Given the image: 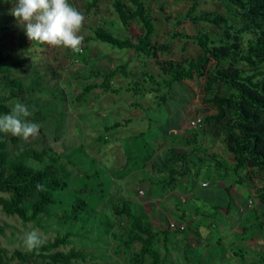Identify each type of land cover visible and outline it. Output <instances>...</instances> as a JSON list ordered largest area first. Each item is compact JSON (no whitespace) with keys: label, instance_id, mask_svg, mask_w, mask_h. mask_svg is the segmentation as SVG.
I'll use <instances>...</instances> for the list:
<instances>
[{"label":"rangeland","instance_id":"1","mask_svg":"<svg viewBox=\"0 0 264 264\" xmlns=\"http://www.w3.org/2000/svg\"><path fill=\"white\" fill-rule=\"evenodd\" d=\"M156 1L150 3L156 28L152 44H168L169 52L157 51L155 59L93 40L92 31L97 27H103L117 38H131L141 32L137 20L130 22L128 30L122 27L111 7V0H97L95 8L91 9H88V0H72L73 5L85 15L79 31L83 36L79 51L82 54H75L70 48L62 46L30 41L23 27L11 15L14 6L11 0H0V51L16 62V65L10 66L6 77L0 75V94L7 98L5 104L10 110L17 102L24 103L30 112L25 119L40 124L39 132L27 139L5 133L9 158L23 157V162L33 169L45 170L63 179L67 183L65 192L84 200L93 209V215L102 219L110 213V204L117 200L128 203L132 211L140 212L148 187L145 174V181L140 180V170L146 166H141V157L147 150L156 151L154 137L164 136L166 142L159 150L160 157L157 155L154 159V166L160 168L163 164L181 171L186 162L185 166L190 169L186 175L189 181L187 186L179 188L184 194L185 187L190 191L194 186V198L198 200H189L181 195L177 202L187 212L210 213L218 227L220 222L224 224L222 211L229 204L235 227L239 224L240 228H245L243 232L235 229V245L243 246L240 249L243 254L249 248V259L255 264H264V223L258 225L263 207L257 197L259 192H264V170L246 167L238 173L242 180L237 182V176L232 171L233 158L225 151L222 153L217 139L209 142L208 136L198 135L196 142L199 149L195 152L184 145L175 133L181 128L191 133L194 129H187L188 116L192 113L203 116L212 110L203 101V80H184L170 91L162 87L152 92L154 84L147 75H142L143 72L152 74L160 82L167 76L163 75L156 61L180 63L200 53L190 39H171L173 31L187 35L207 33L210 40L218 42L222 30L208 23L184 22L182 19L189 6L188 0H159L164 4L163 10ZM123 2L127 3V0ZM199 13L223 15L233 23H239L222 2L197 0L195 14ZM180 21L183 24L177 27L176 23ZM120 66L123 68L120 69ZM113 71L115 74L110 79V89L104 90L101 87L103 73ZM7 78L20 80L26 92L19 98L11 97L12 88L5 83ZM133 82H139V86ZM134 87L138 90H127ZM161 97L165 98L164 102ZM178 117L181 118L179 123L176 121L179 128L167 125ZM117 122L121 124L119 127L109 129ZM160 124L166 135H160ZM182 156L186 161L179 160ZM197 157L201 162L197 161ZM211 160L222 162L223 166L216 167ZM196 167L200 171L197 172ZM224 172L234 179L237 192L233 190V200L241 205L239 207L245 208L246 201L254 199L257 204L252 209L236 212V205L224 190L215 187L203 189L195 185L200 180L212 182L213 176L218 177ZM158 174L154 178L159 181L161 177ZM212 190L217 191L216 196L209 195ZM200 196L207 198L200 199ZM0 197L8 199L5 193H0ZM27 212L30 214L31 210ZM113 224L114 228L105 234L103 227L97 229L91 223L70 225L64 220L61 209L54 206H47V212H40L37 221L23 222L16 215H7L0 207V227L3 228L0 253L8 258L14 251L30 253L32 249L24 244V236L36 229L42 237L41 244L66 237V243L56 250L80 253L81 257L73 260L72 264H131V254L138 250L139 244L134 243L132 249L126 251L119 244V238L124 239L127 233L125 218H115ZM245 241L247 245H244ZM11 263L45 264V261L28 259L21 263L13 258Z\"/></svg>","mask_w":264,"mask_h":264},{"label":"trees","instance_id":"2","mask_svg":"<svg viewBox=\"0 0 264 264\" xmlns=\"http://www.w3.org/2000/svg\"><path fill=\"white\" fill-rule=\"evenodd\" d=\"M152 1L127 0V3H124L123 0H111V7L122 27L128 30L130 22L137 20L141 32L131 38H117L103 27H97L92 31L93 40L118 50H132L134 54L145 58L156 59L157 51L169 52L168 44L160 46L152 44L156 33L153 9L150 6ZM213 1L224 3L231 16L238 19L239 23H233L223 15L195 14L197 0H188L189 6L182 20L193 24L203 22L216 26L222 30V37L217 42L210 40L207 33L187 35L175 30L170 35L171 39L178 37L190 39L197 45L200 53L180 63L156 61L163 75L167 76L160 82L156 81L152 74L143 72L142 75H147L149 81L154 84L152 92L162 87L170 91L175 84H181L184 80H203V101L212 110L200 118L197 127L193 128L189 122L187 123V129H194L196 132L192 131L183 144L190 146L191 150L196 152L199 149L196 137L198 135L205 137V130L209 131L215 140L220 142L225 152L232 156V171L237 176L238 182L242 180L238 173L246 167L251 170H264V0ZM96 3L97 0H88V9L95 8ZM156 3L160 10H163L164 4L159 3V0ZM182 24L180 21L176 26ZM243 36L247 37L243 38ZM14 65L16 62L13 58L0 51V75L6 77L10 72V66ZM122 68L123 66H120V69ZM114 74V71L103 73L101 87L104 90L110 89V79ZM5 81L12 88L11 97L19 98L26 92L20 80L7 78ZM133 83L139 86V82ZM127 90L137 91L138 88H127ZM6 101L7 98L0 94V113L11 111L5 104ZM161 101L164 102L165 98L161 97ZM120 125L118 122L114 123L109 129ZM154 153V150H147L143 158L141 157V166L144 167L153 158ZM34 154L32 155L38 157ZM180 159L185 160L183 156L179 157ZM211 161L216 167L223 166L222 162ZM185 164L186 162L181 171L170 172L168 179L165 180L167 185L173 183L175 175L185 176L190 173V169ZM198 170L199 167H196L197 172ZM66 188L67 183L63 179L45 170L33 169L23 162V157L10 159L6 135L0 133V193L8 195V199L0 197V207L4 213L16 215L23 222H32L39 219L40 212H47V206L59 207L64 220L70 225L84 226L91 223L97 229L103 227L104 234L114 228L115 218L124 217L127 233L124 239L119 238V244L126 251L131 250L134 243L139 244L138 250L131 254V264H164L155 249L159 234L154 231L153 224L144 212L136 213L128 203L117 200L110 204V213L105 214V218L97 219L93 215V209L81 198L71 197L65 192ZM257 197L263 207L260 214L261 221L258 223L262 226L264 192H259ZM28 209L31 210L30 214L27 212ZM0 235H3L2 227H0ZM65 243L66 237L55 238L52 242L32 249L28 254L14 251L9 258L2 255L0 250V264H12L13 258L21 263L28 259H39L45 261V264H72L73 260L81 256L73 250L66 253L56 250Z\"/></svg>","mask_w":264,"mask_h":264},{"label":"crops","instance_id":"3","mask_svg":"<svg viewBox=\"0 0 264 264\" xmlns=\"http://www.w3.org/2000/svg\"><path fill=\"white\" fill-rule=\"evenodd\" d=\"M186 115L188 116V114ZM188 117V121L190 122L191 120H194L195 118H201L202 116L192 113ZM176 121L179 123L181 118H175L173 123L167 122V125H170V127L174 126L173 128L175 129L179 126ZM159 127H161L160 135H166V131L163 129L164 127H162L161 124ZM175 133L181 138L182 141H184L186 138H189L191 134L186 133L185 129L182 128L177 130ZM205 135L208 136L209 142L215 140L212 134L207 130H205ZM154 138V146L156 151L153 158L149 161L151 164L148 162L143 170H140L142 175V179L140 180L145 181L143 179V174H145V184L147 183L148 185L147 189L145 190V199L142 202L143 205L140 206V211L146 214L149 221L153 224L154 231L158 232L159 234L155 243V249L163 263L255 264L254 261L249 259V255L251 254L249 248H247L246 253L243 254L240 250L243 246L235 245V229H241L243 232L245 228H240V226H238L239 224H237L235 227L234 216L231 214L232 209L229 204L226 209L222 211V219L224 220V224L220 222L218 227L216 221L211 219V215H209L210 213L207 212L205 215L198 213L193 214L187 212L185 208L179 202H177V199L181 197V195L187 199L190 198L189 200L194 198V196H196L194 193V186L191 187L192 189L190 191L187 187H185V193H181L179 187L187 186L186 184L189 181L186 178V175H175L173 177V183L167 185L165 180L168 179L170 172H177L179 170L175 167H166L163 164L162 167H160L162 170H160L158 166H154V159L157 155L160 157L159 150L162 149L163 142H166L164 136L163 138H160V136ZM223 151L225 150L222 147V153ZM231 161L233 164V159H231ZM157 173H159L158 175L161 177L159 178V181L154 178L155 174ZM201 183H208V186L203 187L201 186ZM195 185H198L203 189L215 187L216 189L224 190L227 197L230 198V200L232 199L233 204L236 205V212H240L237 209H240L239 206L241 205L237 204V202L233 200V190L235 192H237V190L236 186L234 185V179L231 177V175H228L226 172H224L218 177L213 176L212 182L200 180L199 182L195 183ZM216 193V190H212L209 192V195H214ZM235 195L237 196L238 194L235 193ZM196 198L197 197L194 199L198 201ZM203 198L205 199L207 196H200V199ZM256 204L257 201L255 205ZM169 223H174L177 226L184 225L185 230L181 232L177 230H170L167 228ZM215 240L217 242L214 244ZM244 245H247L246 241Z\"/></svg>","mask_w":264,"mask_h":264},{"label":"clouds","instance_id":"4","mask_svg":"<svg viewBox=\"0 0 264 264\" xmlns=\"http://www.w3.org/2000/svg\"><path fill=\"white\" fill-rule=\"evenodd\" d=\"M11 15L23 27L30 41L53 46L81 50L83 36L79 34L85 15L72 0H11ZM30 115L28 107L17 102L12 110L0 113V133H10L24 139L37 134L40 124L25 119ZM42 237L38 230L25 233L24 244L29 249L38 248Z\"/></svg>","mask_w":264,"mask_h":264},{"label":"built area","instance_id":"5","mask_svg":"<svg viewBox=\"0 0 264 264\" xmlns=\"http://www.w3.org/2000/svg\"><path fill=\"white\" fill-rule=\"evenodd\" d=\"M190 126L195 128L197 127L199 124H200V118H197L195 120H191L189 122ZM201 186L205 187V186H208L207 183H201ZM140 195H142V192L140 191L139 192ZM255 202H254V199H249L247 200V203L245 204V208H241L239 209V211H244L245 209H252V207L254 206ZM167 228L170 229V230H177V231H184L185 230V226L184 225H175L174 223H169L167 225Z\"/></svg>","mask_w":264,"mask_h":264}]
</instances>
